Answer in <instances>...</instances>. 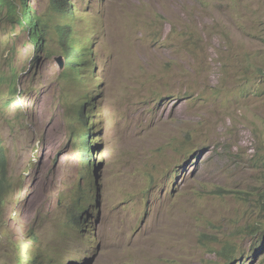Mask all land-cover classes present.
Listing matches in <instances>:
<instances>
[{
    "label": "rangeland",
    "instance_id": "obj_1",
    "mask_svg": "<svg viewBox=\"0 0 264 264\" xmlns=\"http://www.w3.org/2000/svg\"><path fill=\"white\" fill-rule=\"evenodd\" d=\"M68 6L86 76L0 29V264H264V0Z\"/></svg>",
    "mask_w": 264,
    "mask_h": 264
},
{
    "label": "trees",
    "instance_id": "obj_2",
    "mask_svg": "<svg viewBox=\"0 0 264 264\" xmlns=\"http://www.w3.org/2000/svg\"><path fill=\"white\" fill-rule=\"evenodd\" d=\"M21 4L23 13L22 15H19V7L16 0H0V29L4 27V22L8 23L13 29H15L16 25L21 26L22 31L28 35V38L31 41L30 45H33L38 49L45 46L52 38H57L60 50L65 57L67 56V71L72 72V76H86L94 71L96 60L93 57V49L90 48L89 42L84 39L74 40L73 29L69 21V17L72 13V9L68 7L69 0H52L51 10L46 15H40L38 13L33 15L32 12H34V9L29 5L30 0H21ZM51 11L55 12L53 16L51 15ZM60 14L64 17L63 22H60L58 19V15ZM1 31L2 30H0V32ZM70 54L71 59L68 61ZM8 80L1 77L0 85L9 82L11 85V91H16L14 86L16 80L14 79V76H12L9 81ZM79 82L84 83L86 80H80ZM85 98H90V94H87L86 91ZM86 102L87 101H85V104ZM83 109L84 105L81 107L82 116L84 114ZM76 141H78V138ZM94 144V138L90 132L81 134L79 142L75 143V145L81 149L85 166H91L93 163L91 161L94 154L92 151ZM7 186L8 184L1 179L0 197L3 193H7ZM89 189L90 188L84 189L83 193H86ZM77 203L78 200L71 208H66L65 213L67 214V223H72L74 221V214L77 211L75 208ZM80 215H82L81 212Z\"/></svg>",
    "mask_w": 264,
    "mask_h": 264
},
{
    "label": "clouds",
    "instance_id": "obj_3",
    "mask_svg": "<svg viewBox=\"0 0 264 264\" xmlns=\"http://www.w3.org/2000/svg\"><path fill=\"white\" fill-rule=\"evenodd\" d=\"M51 3H52V0H51ZM68 7H70V9H72L71 6H68ZM68 7H67V8H68ZM50 10H51V9H50ZM49 12H50V11H49ZM53 12H54V11H53ZM54 13H55V12H54ZM51 15L53 16L52 11H51ZM70 17H71V15H70ZM70 17H69V18H70ZM58 19H59V15H58ZM63 20H64V18H63ZM63 20H62V22H63ZM69 21H70V24H71V20H70V19H69ZM60 22H61V21H60ZM72 29H73V27H72ZM73 33H74V32H73ZM74 38H75L74 40H79V38H76L75 35H74ZM81 39H82V38H81ZM75 55H76V53H75ZM72 56H73V54H72ZM66 57H67V56H66ZM66 57L64 56V59H63L64 63H63V66H62V67H64V65L66 64V61H67V58H66ZM70 59H71V54H70V56L68 57V61H69ZM83 105H84V107H85V101H82V106H83ZM82 106H81V107H82ZM83 110H84V109H83ZM89 132H90V131H89ZM90 133H91V132H90ZM81 134H83V133H81ZM81 134H80V135H81ZM80 135L77 137V138H78V141H76L77 138L75 139V143H76V142H79V137H80ZM91 135H92V134H91ZM75 143H74V144H75ZM92 161H93V160H92ZM92 161H91V162H92ZM83 164H84V167H88L87 165L85 166V163H83ZM79 214H80V212H79Z\"/></svg>",
    "mask_w": 264,
    "mask_h": 264
},
{
    "label": "water",
    "instance_id": "obj_4",
    "mask_svg": "<svg viewBox=\"0 0 264 264\" xmlns=\"http://www.w3.org/2000/svg\"><path fill=\"white\" fill-rule=\"evenodd\" d=\"M61 62H62V66H63V63H64V61H63V59H61ZM100 154V153H99ZM98 155V154H97Z\"/></svg>",
    "mask_w": 264,
    "mask_h": 264
}]
</instances>
